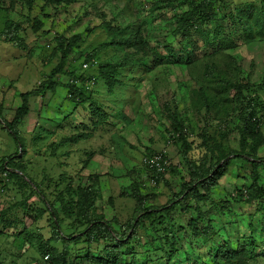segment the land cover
I'll return each mask as SVG.
<instances>
[{
  "label": "rangeland",
  "instance_id": "rangeland-1",
  "mask_svg": "<svg viewBox=\"0 0 264 264\" xmlns=\"http://www.w3.org/2000/svg\"><path fill=\"white\" fill-rule=\"evenodd\" d=\"M186 1L65 0L52 6L0 0V160L17 158L26 166L22 173L8 161L24 182L3 175L0 183V264H44L47 255L55 261L67 253L66 264H264V204L251 202L247 191L264 187V168L256 180L239 158L264 159V0H229L225 12L219 7V34L236 46L228 52L219 41H206L204 32L192 45L181 44L176 18L188 10ZM238 5L250 10L246 22L234 26L228 15ZM7 21L13 22L9 32ZM106 23L119 33L111 35ZM75 37L54 90L29 99L31 113L17 127L22 144L15 147L4 121H12L22 95L61 67L60 43ZM117 40L137 45L110 44ZM128 55L133 64L107 69L105 78L103 67ZM70 84L82 89L86 104L72 99ZM92 101L109 113L108 122L92 120ZM253 116L259 128L243 152L244 123ZM178 126L185 139L176 134ZM173 137L178 144L170 143ZM164 152L175 169L150 186L153 174L143 161ZM210 158L218 161L216 170L230 168L208 200L189 196L177 203L182 183L207 193L200 177L213 176ZM85 195L91 199L81 202ZM52 204L64 216L58 239L46 211ZM83 215H91L89 223Z\"/></svg>",
  "mask_w": 264,
  "mask_h": 264
},
{
  "label": "trees",
  "instance_id": "trees-1",
  "mask_svg": "<svg viewBox=\"0 0 264 264\" xmlns=\"http://www.w3.org/2000/svg\"><path fill=\"white\" fill-rule=\"evenodd\" d=\"M65 0H47V4L48 5H52V6H59L61 5ZM186 3L188 4V10L186 12H184L182 15H180V17L177 19L176 18V23H177V27L175 29V35H178V37H183L184 41L181 42V44L183 46H189L192 45L193 42H191V39L199 33L204 32L205 34H203L205 40H209L210 38H212L213 40L219 41V45H220V50L222 51H231L232 49H234L236 46H234L233 41L231 40V36L228 37L226 40L222 39V35L219 34V32H222V30L224 29L223 26V19H221V17L223 16L221 9L219 7H223V11H228L231 8V3L229 2V0H221V5L218 6V0H204L202 2H198L197 0H187ZM249 6H243V5H238L235 6L234 8V13L237 12V16L234 15V13H231L228 15L230 16L231 21L233 22L234 26H236L237 24H241L246 22V19L244 18V16L246 15V13L248 12ZM102 14H98V17H100ZM103 16V15H102ZM225 17V16H224ZM12 25L13 22H6L5 23V28L6 31L5 32H9L12 30ZM107 27L109 26V30L111 35H116L119 33L120 29L116 28V27H112L109 23H106ZM209 27V28H208ZM250 27V37L253 35L254 36V29L253 27ZM205 28V29H204ZM4 32V33H5ZM246 33H248V30L246 29ZM216 34V35H215ZM248 38L247 41H253L252 38ZM130 38V37H129ZM79 40V37H75L72 39V41L64 42L62 41L60 43V46L62 48V65L61 67L56 68L52 74L49 76V78L44 81L43 83L40 84V86L36 89H34L33 91L26 93L24 95H22V105L21 107H19L16 110V113L14 115V118L12 119V121L9 122H5L4 121V125H6L8 127V133L10 135V137L13 138V141L15 143V147L17 145H19L20 143L22 144V139L19 136V132L17 131V127L22 124L23 120L28 117L31 113L30 110V103H29V99L33 98V97H37L40 95H43L45 90H54L55 87V82L53 81L54 78L61 74V72L64 70V68L66 67L67 64V54L70 51V48L72 46H74V44H76ZM228 43V44H227ZM111 45L115 46V47H129L131 48V46H136L137 44H134L132 42L129 41H125V40H117V41H112L110 43ZM65 48V50H64ZM166 48L169 49L168 46H166ZM105 49V46H102L100 48V51ZM169 53H173L172 50H169ZM95 54H91L87 59L88 61L86 62H90L92 59H94ZM130 55H128L127 57H125V59L118 65H105L103 67V73L105 75V78H110L109 73L106 71L107 69H112L114 72H117L120 68H125V67H129L131 66L132 60H131ZM75 74L76 73H72L70 75V78L74 79L75 78ZM109 84L114 85V80L112 79H108ZM227 87H237L234 83L231 82H227L226 83ZM70 88V95L73 99V97H77L79 99L80 102L83 101L84 104L87 103L88 98H82L83 97V91L82 89H78V87H75L73 85H69ZM92 109L90 110V112L92 113V120H100L101 122H108L109 120V113L106 112L102 107L97 106L95 102L92 101ZM69 117H71V115L67 116L65 118V120L69 121ZM246 122V121H245ZM257 127L259 128L255 117L253 116L250 119V123L249 125H246L244 123V130L242 132V140H241V149L243 152H246V148L248 147V137L249 136H254V134L257 131ZM175 132L178 135V137H182V139H185V133H184V128L182 126H178L177 128H175ZM77 141L79 142V139H75L74 142ZM80 143V142H79ZM170 143L174 144H178V140H175V138L173 137L170 140ZM16 149V148H15ZM149 157H151L153 154H148ZM164 158L168 160V156L166 154H164ZM239 158L245 162L246 164H248L249 169H251V171H255L256 172V180L260 179V175L258 173V170L260 168H264V159L262 160H258V159H254V160H250L248 158H246L244 155H239ZM11 158L9 160L2 159L0 160V183L4 182L3 181V175L6 176V178H8L9 180H16V181H20V182H24V177L21 176L18 173V170H12V169H20L19 171H21L22 173L25 172L26 173V166L23 165V162H20L19 164L16 162L17 158ZM210 160V164L212 163V158L209 159ZM8 161H12V162H16L17 165H14L12 169H10V166L8 165ZM218 165V161L216 162V165L213 164L212 168L210 169V172L213 174L212 177H208L206 176H202L200 178L205 179V182L203 183V185L201 186H205L208 187L206 190L207 193H203L202 191H200V189L196 188L194 186V184L192 183H188V184H183L181 185V190L180 193L177 194L175 196V199L178 202L181 203V199H184V201H186L188 199L189 196L193 197L196 201L198 202H202V201H207L209 198V192L212 191V189L214 188V184L220 180L229 170L230 165H225L220 167L219 169L216 170ZM171 169H175L174 166H170L168 168L169 172ZM23 177V178H22ZM165 177V174H157V179L159 182H161L163 180V178ZM22 183L19 185L20 188L22 189ZM71 190V188H70ZM78 191H82L81 189H78ZM251 202L253 201H257L258 204H260V206L262 204H264V202L262 200H264V187H258L257 185H255V187H251L248 190ZM92 194V193H90ZM140 198V196H138ZM138 198V199H139ZM91 199L90 195H85L82 199L81 202H86L87 200ZM140 200V199H139ZM143 200V199H142ZM145 200V199H144ZM185 205L190 206V204L188 202L184 203ZM47 208V212H49L48 214H50L51 218V225H53L54 228V232H55V239H58L60 233L58 230V227L61 228V225L64 222V216L60 215L61 212L58 211L55 208V204H52L50 206H46ZM189 211H190V207H188ZM193 209V208H192ZM44 212V211H43ZM199 212V211H198ZM222 210H219V213H221ZM153 216V215H152ZM152 216H150L149 220L150 221H154L155 222V218L151 219ZM203 218V215H201ZM90 216H85L83 215V221H88ZM91 219V218H90ZM165 222V221H163ZM195 219L191 218L190 223L193 224V228L194 230H196L197 232H199V230L197 229V227L194 225L195 224ZM89 223V221L87 222ZM162 222L159 221V224H161ZM134 228V227H133ZM173 226L172 224L169 225V234L173 231ZM130 252V251H129ZM66 254V251L64 252ZM225 252H223V250L220 251V254H224ZM68 254V253H67ZM66 256H56L55 257V261L52 259H50V261H52L53 264H56L59 259H63V264H66ZM50 256V255H49ZM110 256H116V254H111ZM239 255H237L238 257Z\"/></svg>",
  "mask_w": 264,
  "mask_h": 264
},
{
  "label": "built area",
  "instance_id": "built-area-1",
  "mask_svg": "<svg viewBox=\"0 0 264 264\" xmlns=\"http://www.w3.org/2000/svg\"><path fill=\"white\" fill-rule=\"evenodd\" d=\"M85 68L87 65L84 66ZM164 154H158V155H153L151 157L147 156L145 157L144 163L147 165L151 170L156 172L157 174H164L167 169L171 166L170 162L164 158ZM151 186H156L157 185V176L154 177V179H151L150 181ZM45 264H51L50 262V257H46V263Z\"/></svg>",
  "mask_w": 264,
  "mask_h": 264
},
{
  "label": "clouds",
  "instance_id": "clouds-1",
  "mask_svg": "<svg viewBox=\"0 0 264 264\" xmlns=\"http://www.w3.org/2000/svg\"><path fill=\"white\" fill-rule=\"evenodd\" d=\"M85 65H87L86 68H88V66H89V62H84V63H83V66H85ZM73 86H75V85H73ZM75 87H77V86H75ZM147 156H149V155H147ZM147 156H146V157H147ZM144 160H145V159H144ZM143 164H144V166H145L147 169H149V172L153 174V176H152L151 179H154V177L157 176V173L154 172L153 170H151L147 165H145L144 161H143ZM167 171H168V169H167ZM167 171H166L164 174L168 173ZM151 179L149 180V182L151 181ZM159 183H160V182H159L158 179H157V185H158ZM149 185H150V183H149ZM150 186H151V185H150ZM143 190L146 191V192L148 191L147 189H143ZM47 256H49V255H47ZM47 256H45V263H46V257H47ZM49 257H50V256H49ZM50 262H51V264H53L52 261H50ZM45 263H44V264H45Z\"/></svg>",
  "mask_w": 264,
  "mask_h": 264
}]
</instances>
